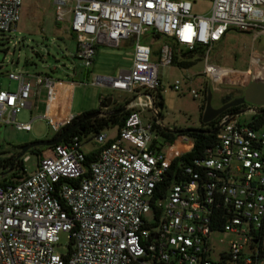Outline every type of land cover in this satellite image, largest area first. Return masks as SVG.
Masks as SVG:
<instances>
[{"label":"built area","instance_id":"built-area-1","mask_svg":"<svg viewBox=\"0 0 264 264\" xmlns=\"http://www.w3.org/2000/svg\"><path fill=\"white\" fill-rule=\"evenodd\" d=\"M53 1L58 20L71 13L83 68L93 65L99 44L118 47L134 39L132 67L115 78L96 76L93 84L136 95L124 105L128 114L116 135L108 129L75 135L47 148L36 168L16 182L0 184V264H264V124L222 114L214 145L182 168L179 181L166 185L172 161L187 152L175 143L191 142V149L193 141L182 135L164 149L153 138L163 128L155 96L159 70L173 64V43L185 51L205 46V73L213 83L243 75L210 64L209 51L231 28L264 35V0H75L68 11L72 0ZM197 1L210 8L195 14ZM22 5L0 0V32L19 22ZM149 34L173 40L161 45L158 61L142 41ZM8 77L17 88L0 91V124L31 131L38 116L22 123L17 115L32 111V96L39 99L44 89L43 118L55 133L76 117L53 114L59 79L25 70ZM179 85L177 80L176 90ZM192 94L198 97L196 90ZM141 108L152 111L154 120L145 121ZM246 110L255 117L261 112ZM86 141L95 148L86 151ZM91 151L97 156L87 165ZM60 232L69 233L67 255L56 249ZM222 232L233 238H216Z\"/></svg>","mask_w":264,"mask_h":264},{"label":"rangeland","instance_id":"rangeland-1","mask_svg":"<svg viewBox=\"0 0 264 264\" xmlns=\"http://www.w3.org/2000/svg\"><path fill=\"white\" fill-rule=\"evenodd\" d=\"M75 0L69 2L66 10L73 9ZM210 4L197 1L194 5V13L206 12ZM58 14L53 0H23L21 18L11 31L0 32V91L16 90L17 83L8 77L10 71L25 70L33 74H49L59 79L60 84L73 82L72 93L66 96L67 102L72 103V112L79 115L84 112L97 110L102 103L101 97H114L116 105L124 106L133 99L136 93L114 90L106 85L93 84L96 76L118 77L122 68H129L132 58V46H112L99 44L93 65L90 68H83L80 60L76 58L78 49L77 33L73 30L71 13L67 12L64 20L56 22ZM143 42L151 44L152 48H160L164 42L173 43L170 37L152 34L145 36ZM183 51V49H182ZM255 52V53H254ZM254 53V54H253ZM206 54V52H205ZM253 56V60H252ZM197 54L189 57L195 61L190 68H181L173 63L169 66H162L159 70L160 90L164 104L159 110V121L164 129L179 131L186 128H200L205 122V91L212 90V106L218 108L225 94L232 92L237 96V90L233 88H246L251 80H264V35L258 37L253 33L241 32L236 29L231 31L221 45L216 46L210 53V64L237 68L244 70L251 67L256 60L260 63L253 67L251 77L234 75L224 78L220 83H213L205 73L206 60L197 59ZM158 61V58H154ZM180 81V89L176 90L174 85ZM44 89V88H43ZM192 90H196L198 97H194ZM46 101V90L38 99V108L34 111L23 109L17 120L29 122L33 116H43ZM247 109V108H246ZM145 121H152L153 114L148 108H141ZM7 115V112H5ZM254 114L246 110L236 116L242 123H249ZM110 136L117 133V128L107 130ZM55 132L49 126L48 121L38 117L32 122V130H19L14 124H0V158L10 154L21 145L34 140L49 139ZM153 138L158 147L171 148V140L162 135L159 129L153 132ZM191 142L185 144L179 140L174 146L180 149L189 150ZM172 146V147H174ZM86 151L94 149V144L84 142ZM31 159L26 163L29 171L36 168L38 157L28 153ZM2 177V176H1ZM149 222L154 221L152 213L146 215ZM216 238L229 241L233 238L229 233H218ZM72 245L69 233L60 232L59 242L56 245L58 253L67 255ZM226 248L227 244L221 246Z\"/></svg>","mask_w":264,"mask_h":264},{"label":"trees","instance_id":"trees-1","mask_svg":"<svg viewBox=\"0 0 264 264\" xmlns=\"http://www.w3.org/2000/svg\"><path fill=\"white\" fill-rule=\"evenodd\" d=\"M159 37V36H158ZM174 46V60L173 63L177 64L181 68H190L195 64L194 60L188 59L189 57L197 54V59H202L205 56L206 47L197 48L195 50L181 52L176 43H173ZM186 54L187 57H182V55ZM208 90L205 91V102L207 104L208 99ZM156 98L158 99L159 105L163 106L164 100L160 90L155 93ZM206 105L204 104V107ZM206 108V107H205ZM100 109V108H99ZM122 109V108H121ZM98 110V109H97ZM95 110L89 111L93 112ZM233 109H228L225 113H231ZM88 112H84L82 114L76 115L74 120L68 124L66 127H63L61 130L55 133L53 137L59 136L63 130L69 128L71 125L76 123L79 119L83 117ZM128 112H116L106 115L97 116L90 120L83 122L73 133L64 138L63 142H67L71 137L75 135L86 136L92 133H98L105 129H111L116 127L120 129L126 120ZM222 114L217 117L215 120L205 123L200 128H193L195 131L193 132H185L183 134L178 133V131H169L164 128L161 129L162 135L168 137L171 140V144L174 143L180 136L184 135L192 139L193 146L192 148L183 153L181 156L175 158L170 166L169 171L167 172V177L165 180V185L170 184L171 182H177L182 177L183 167L188 164H192L194 160L202 158L204 156L205 150L207 147L214 145L217 139V133H212V130H215L219 127V120ZM252 122H256L258 125L264 124V112H260L257 117L252 119ZM52 137V138H53ZM49 147L40 146L30 149L26 154L20 157L17 161H15L14 157H2L0 158V184H7L16 182L22 175L27 173L26 163L24 162V156L29 152L31 154L36 155L38 158L46 151ZM98 151H91L86 155V164L89 165L96 156ZM5 152H0L3 154ZM2 176V177H1Z\"/></svg>","mask_w":264,"mask_h":264},{"label":"water","instance_id":"water-1","mask_svg":"<svg viewBox=\"0 0 264 264\" xmlns=\"http://www.w3.org/2000/svg\"><path fill=\"white\" fill-rule=\"evenodd\" d=\"M225 98L229 99L230 96L227 95ZM113 100L114 97L112 96L107 97L105 101L101 103L100 109L86 113L76 123L71 125L69 128L63 130V132L57 137L34 140L32 142L19 146L18 148L21 150V154L19 155V158L22 157L24 154H26L32 148L40 147V146L52 147L56 144L63 142L64 138L70 135L71 133H73L83 122L95 118L97 116L104 115L105 112H103L102 108L110 107L113 103ZM245 103H250L258 107H264V80L253 78L251 82L247 84L242 96L232 98L230 101H228L227 103H225L224 105L218 108L212 106V90L210 88L208 90V99H207L206 109L203 114V121L205 123L211 122L215 120L217 117H219L221 114H223L225 111H227L228 109L232 107H238ZM125 109L126 108L123 107L121 110H119V112L125 111ZM243 112H245V109L241 108L238 110H234L231 113L236 116ZM262 112H264V109L262 110ZM220 128L221 126L216 128L215 130H212L211 132L215 134L220 130ZM193 131H195V129L186 128L179 130L178 133L183 134L185 132H193Z\"/></svg>","mask_w":264,"mask_h":264},{"label":"crops","instance_id":"crops-1","mask_svg":"<svg viewBox=\"0 0 264 264\" xmlns=\"http://www.w3.org/2000/svg\"><path fill=\"white\" fill-rule=\"evenodd\" d=\"M57 21H60L58 20L57 16H56V22ZM234 28H231L227 34L222 38L221 41L217 42V43H214L211 48H210V51H209V56H208V62L210 63V53L211 51L216 47V46H219L222 44V42L227 38L228 34L233 31ZM237 30V29H236ZM239 31V30H238ZM241 32H246V31H241ZM248 33H251V32H248ZM158 37V36H156ZM121 45L123 46H132V48H134V39L133 38H129V39H124L121 41ZM162 45V44H161ZM160 45V47H161ZM201 47H205V46H199L198 48H201ZM197 49V48H196ZM207 50V48H205ZM180 50V49H179ZM159 51H160V48H154L153 47V56H152V59L154 58H159ZM181 52H187L185 50H180ZM255 53V52H254ZM253 53V54H254ZM182 57H187L186 54L182 55ZM189 59V58H188ZM204 59H205V56H204ZM192 60V59H190ZM252 60H253V56H252ZM214 64V62H212ZM254 63L258 64L260 66V63L256 60H254ZM132 64H133V53H132V58H131V61H130V65H129V68H122L120 69L121 70H129L131 67H132ZM256 64V65H257ZM221 67H224L228 70H231V71H239V72H244L243 74H247L248 72L252 71V63H251V67L250 68H246L244 70H238L237 68H232V67H226V66H222ZM119 71V73H120ZM252 73V72H251ZM260 74H264V72L260 71ZM249 77H251V74L249 75ZM73 88L74 86L70 85L69 83H64V84H60L59 86V90H58V94H57V98L54 102V105H53V114L55 115H68V114H73L72 112V103L71 101L70 102H67V99H66V96L68 93H72L73 91ZM31 102L34 104V108L32 111H34L35 109L38 108V99L36 96H32L31 98ZM46 114V101H45V108H44V112H43V116ZM43 116H38V117H43Z\"/></svg>","mask_w":264,"mask_h":264},{"label":"flooded vegetation","instance_id":"flooded-vegetation-1","mask_svg":"<svg viewBox=\"0 0 264 264\" xmlns=\"http://www.w3.org/2000/svg\"><path fill=\"white\" fill-rule=\"evenodd\" d=\"M233 89H236L237 90V96H234L232 94V92H228L225 95L226 96L227 95L230 96V98L229 99L224 98L222 104L219 107H221L222 105H224L225 103H227L228 101H230L232 98L242 96L243 93H244V90H245V88H237V87L236 88H233ZM114 102H115V100H113V103H112V105L110 107H108V108H102L103 112H105L104 115L119 112V110H121V108L124 107V106H120L118 104L116 105V103H114ZM241 108H244V109H246V108H254V109H257V110H260V111H262L264 109V107H258L256 105H253V104H250V103H245L243 105H240L238 107H232L230 109H233V111H234V110H238V109H241ZM20 154H21V150L19 148H15V150L13 152H11L10 154H7L4 157H7V158L14 157L15 161H17L19 159V155Z\"/></svg>","mask_w":264,"mask_h":264},{"label":"bare ground","instance_id":"bare-ground-1","mask_svg":"<svg viewBox=\"0 0 264 264\" xmlns=\"http://www.w3.org/2000/svg\"><path fill=\"white\" fill-rule=\"evenodd\" d=\"M253 67L257 68L256 64L254 63V61L252 62V71H253ZM249 75H250V72H248L245 76L249 77Z\"/></svg>","mask_w":264,"mask_h":264}]
</instances>
